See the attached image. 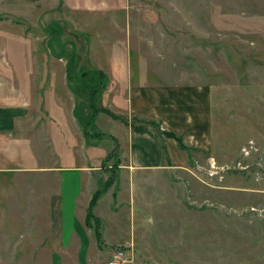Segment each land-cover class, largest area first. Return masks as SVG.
I'll return each instance as SVG.
<instances>
[{
	"label": "rangeland",
	"instance_id": "1",
	"mask_svg": "<svg viewBox=\"0 0 264 264\" xmlns=\"http://www.w3.org/2000/svg\"><path fill=\"white\" fill-rule=\"evenodd\" d=\"M51 22L64 28L63 41L85 69L109 75L102 98L114 111L119 87L130 83L211 88V145L192 152L190 171L120 167L128 144L122 148L110 132L123 139L115 128L122 122L104 113L94 127L104 132L99 138H71L72 123L68 130L59 120H74L76 98L66 57L47 42ZM2 96H15L31 115L17 131L28 136L20 148L6 155L0 146V167L9 168L0 169V264H38L40 255L49 262L51 253L35 248L49 230L50 186L41 185L56 176L19 172L31 157L15 153L75 166L74 146L84 139L91 164L100 167L96 190L112 181L98 210L118 211L131 264H264V0H0ZM158 131L165 135L161 125ZM111 151L114 158L105 160ZM66 174L72 181L74 173Z\"/></svg>",
	"mask_w": 264,
	"mask_h": 264
},
{
	"label": "crops",
	"instance_id": "2",
	"mask_svg": "<svg viewBox=\"0 0 264 264\" xmlns=\"http://www.w3.org/2000/svg\"><path fill=\"white\" fill-rule=\"evenodd\" d=\"M118 95L113 98L114 106L120 109L118 113L129 118L130 123L120 121L122 123L115 127L120 134L124 133L123 139H120L117 132V134L110 133L119 139L122 148L123 145L128 144L126 148H123L124 151L127 149L125 152L128 158H125L128 161L120 165L125 170L146 172L165 168V170L190 171L191 166L195 164L191 160L192 152L203 151L210 147L213 132V95L211 88L206 84L135 82L123 88L119 87ZM14 99H16L15 96L0 97V146L6 155L9 153L8 147L20 148L21 140L28 139V136L18 134L17 131L19 129L23 131L28 123L31 115L29 107ZM61 111L63 115H67L64 110ZM73 118L74 120L69 116H61L59 121L65 126L72 123L70 131L73 133L71 137L73 140L83 138L79 120L75 115ZM136 118H142V120L137 119L138 121L133 125L131 120ZM149 121L158 122L165 131L177 132L183 136L186 145L196 149H191L190 152L182 149L175 138L161 135L158 128ZM38 124L39 121L36 125ZM66 127L69 130V127ZM29 145L32 146V143ZM74 148L77 150L78 157V164L75 166L37 164V154L34 151L18 149L15 153L18 156L23 154L31 157L30 163L26 159L27 165L16 167L20 169L19 172L39 171L42 174L47 173L44 175L56 176L55 179L47 180L41 185L50 186L47 201L49 230L46 241L42 242L41 247L35 249L39 250L40 254L44 250L45 252L49 250L51 253L49 262L45 255L42 257L40 255L38 264H106L111 250L123 246L122 235L118 230L120 226L117 221L118 211L116 215L115 213L103 215L98 210L104 197L99 200L95 210L103 220L104 246L102 248L98 245L92 228L87 226V208L97 188L94 172L100 167L95 163L91 164L92 156L89 152L91 147L86 148L85 139L83 145L77 144ZM0 169L9 168L0 167ZM66 173H74L72 181H66L68 176ZM120 195L119 191L118 197Z\"/></svg>",
	"mask_w": 264,
	"mask_h": 264
},
{
	"label": "trees",
	"instance_id": "3",
	"mask_svg": "<svg viewBox=\"0 0 264 264\" xmlns=\"http://www.w3.org/2000/svg\"><path fill=\"white\" fill-rule=\"evenodd\" d=\"M47 30L49 33V37H47V42L49 46H51L52 49L57 52L58 57H66L67 59V83L70 89L75 94L76 102L74 107V114L80 121L84 136H95L99 138V136L104 133L101 130H94V127L97 124L98 118L101 113L109 115L115 120L123 121L129 124L130 121L127 116L120 114L103 104L102 96L104 90L108 85L109 75L102 69H85L84 64L80 63V54L76 50H69L67 48L66 43L63 41L61 36L64 31V28H61L57 24V22H51ZM54 44L59 47V50L55 49ZM137 119L142 120V118ZM149 122L157 128L160 127V125L156 121ZM165 135L168 137L175 138L182 149H185L189 152L191 151V148L184 143L182 135L174 131H166ZM112 137L115 140L117 139L116 136L111 134V138ZM117 147L118 146L116 145V148ZM164 149L166 152V148ZM114 154L115 153L111 151V153L107 155L105 160H107V158L109 160L111 157L114 158ZM119 165L120 162L117 160L113 164V166L115 167ZM111 183L112 181L101 182L100 187H98V189L93 193L87 208L86 224L87 226L92 228L93 234L95 235L98 245L101 248L104 246V237L100 226L101 218L95 215L94 208L98 203V199L104 193L105 188Z\"/></svg>",
	"mask_w": 264,
	"mask_h": 264
},
{
	"label": "built area",
	"instance_id": "4",
	"mask_svg": "<svg viewBox=\"0 0 264 264\" xmlns=\"http://www.w3.org/2000/svg\"><path fill=\"white\" fill-rule=\"evenodd\" d=\"M130 248L128 246L117 247L112 251L106 264H131L134 258Z\"/></svg>",
	"mask_w": 264,
	"mask_h": 264
}]
</instances>
